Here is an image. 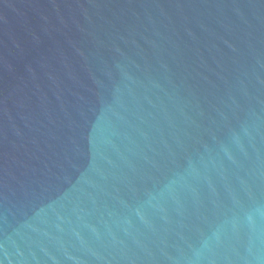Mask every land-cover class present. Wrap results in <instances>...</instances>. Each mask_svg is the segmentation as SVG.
I'll return each mask as SVG.
<instances>
[{
    "label": "water",
    "instance_id": "95a60500",
    "mask_svg": "<svg viewBox=\"0 0 264 264\" xmlns=\"http://www.w3.org/2000/svg\"><path fill=\"white\" fill-rule=\"evenodd\" d=\"M0 264H264V0H0Z\"/></svg>",
    "mask_w": 264,
    "mask_h": 264
}]
</instances>
